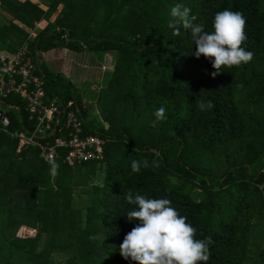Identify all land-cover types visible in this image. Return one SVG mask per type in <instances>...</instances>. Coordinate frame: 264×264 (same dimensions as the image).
<instances>
[{"label": "trees", "instance_id": "obj_1", "mask_svg": "<svg viewBox=\"0 0 264 264\" xmlns=\"http://www.w3.org/2000/svg\"><path fill=\"white\" fill-rule=\"evenodd\" d=\"M177 3L208 32L217 12L243 13L242 46L252 61L213 78L211 61L194 56L190 30L179 26L177 35L169 27ZM30 31H37L34 39ZM25 43L33 58L37 52L47 97L73 101L85 133L106 143L100 162L57 160L52 177L36 147L0 126V264H134L119 253L138 223L126 217L135 209L126 202L129 191L169 199L197 239L210 236L207 264H264V0H0V51ZM61 47L115 53L97 97L105 128L90 120L63 74L40 64L41 55ZM201 99L214 109L201 112ZM18 106L22 121L8 112L9 132L28 126ZM162 106L167 119L153 126ZM144 159L160 166L134 173L131 162ZM20 228L34 235L19 237ZM54 254L65 259L56 263Z\"/></svg>", "mask_w": 264, "mask_h": 264}, {"label": "clouds", "instance_id": "obj_2", "mask_svg": "<svg viewBox=\"0 0 264 264\" xmlns=\"http://www.w3.org/2000/svg\"><path fill=\"white\" fill-rule=\"evenodd\" d=\"M191 10L182 4H175L170 10L172 19L169 27L179 34V26L190 30L195 44L194 56H203L211 61L215 70L212 77L219 75L224 68L246 65L254 58V53L247 51L246 18L239 11L223 10L217 12L212 23V31H205L202 23H194L197 17L190 15ZM242 87V85H240ZM201 112L214 109L212 101L201 99L197 103ZM153 126L167 119L166 109L159 107L153 114ZM127 143V140H126ZM135 150V149H134ZM50 175L59 174L60 165L50 157ZM159 161L147 159L133 160L131 169L139 173L141 168H158ZM126 202L135 205V209L126 213L127 220L138 221L131 231L125 234L119 246V253L125 260L134 264H207L211 259L210 246L214 243L210 236L196 238L197 229L179 214L169 199H153L139 192L129 191Z\"/></svg>", "mask_w": 264, "mask_h": 264}, {"label": "built area", "instance_id": "obj_3", "mask_svg": "<svg viewBox=\"0 0 264 264\" xmlns=\"http://www.w3.org/2000/svg\"><path fill=\"white\" fill-rule=\"evenodd\" d=\"M28 36L36 37L31 32ZM39 66L27 43L13 53L0 51L1 130L36 147L43 162L49 165L50 157L67 166L100 162L106 140L97 134L85 133L86 122L73 101L64 104L58 97H47ZM18 104L23 106L28 126L9 132L8 112H14L22 121Z\"/></svg>", "mask_w": 264, "mask_h": 264}, {"label": "rangeland", "instance_id": "obj_4", "mask_svg": "<svg viewBox=\"0 0 264 264\" xmlns=\"http://www.w3.org/2000/svg\"><path fill=\"white\" fill-rule=\"evenodd\" d=\"M62 6H58L56 14L62 10ZM36 35L37 31H30ZM28 32V34L30 33ZM64 47L49 51L41 55L40 64L49 71L55 73L63 74L71 83L74 88V93L79 95L82 102L87 108L90 120H94L104 128L107 124L102 120L98 108H97V97L98 94L103 91L106 86L111 72L113 70V65L115 62V53H103L89 50L82 51H70L68 55L63 53ZM69 65L71 70L69 72H63L60 70L59 66ZM15 114V113H14ZM103 170V165L101 166ZM99 168L96 165V171H99ZM103 173H98V181H101ZM5 184V183H4ZM3 185V183H2ZM9 189H12L14 198L18 199L20 196L15 189L18 187L16 185L9 184ZM74 190L79 192L82 190L81 186H75ZM230 198H234V195H231ZM227 199H224L226 201ZM258 233H261V228H257ZM256 235V239L260 240V237ZM19 237H28L34 235V231L26 230V228H20L17 232ZM38 238H42L40 235ZM38 239V241L40 240ZM256 239H253V242L256 243ZM55 262H61L65 259L64 254H54Z\"/></svg>", "mask_w": 264, "mask_h": 264}, {"label": "crops", "instance_id": "obj_5", "mask_svg": "<svg viewBox=\"0 0 264 264\" xmlns=\"http://www.w3.org/2000/svg\"><path fill=\"white\" fill-rule=\"evenodd\" d=\"M70 51H73V50H71V49H69V48H64L63 53H64L65 55H68ZM47 53H50V52H47ZM45 54H46V53H45ZM59 68H60L61 71L64 70L63 72H69V70H71L70 66L67 65V64H65V65H63V66H59Z\"/></svg>", "mask_w": 264, "mask_h": 264}, {"label": "water", "instance_id": "obj_6", "mask_svg": "<svg viewBox=\"0 0 264 264\" xmlns=\"http://www.w3.org/2000/svg\"><path fill=\"white\" fill-rule=\"evenodd\" d=\"M36 54H37V52H35L34 59H35L36 65L39 66V60H38V57L36 56Z\"/></svg>", "mask_w": 264, "mask_h": 264}]
</instances>
